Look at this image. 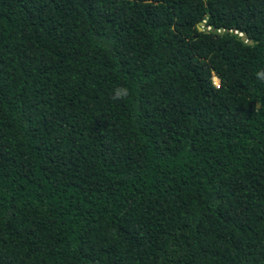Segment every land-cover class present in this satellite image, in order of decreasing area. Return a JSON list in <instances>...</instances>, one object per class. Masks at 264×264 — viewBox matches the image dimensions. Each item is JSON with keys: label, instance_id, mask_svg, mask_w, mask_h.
Listing matches in <instances>:
<instances>
[{"label": "trees", "instance_id": "1", "mask_svg": "<svg viewBox=\"0 0 264 264\" xmlns=\"http://www.w3.org/2000/svg\"><path fill=\"white\" fill-rule=\"evenodd\" d=\"M261 70L264 0H0V264H264Z\"/></svg>", "mask_w": 264, "mask_h": 264}, {"label": "clouds", "instance_id": "2", "mask_svg": "<svg viewBox=\"0 0 264 264\" xmlns=\"http://www.w3.org/2000/svg\"><path fill=\"white\" fill-rule=\"evenodd\" d=\"M256 78L262 82H264V70H261L256 73ZM217 87H220L218 84ZM130 95V90L128 87L119 85L116 86L111 93V98L113 100H124Z\"/></svg>", "mask_w": 264, "mask_h": 264}, {"label": "rangeland", "instance_id": "3", "mask_svg": "<svg viewBox=\"0 0 264 264\" xmlns=\"http://www.w3.org/2000/svg\"><path fill=\"white\" fill-rule=\"evenodd\" d=\"M212 80L217 83V79L215 77H212Z\"/></svg>", "mask_w": 264, "mask_h": 264}, {"label": "water", "instance_id": "4", "mask_svg": "<svg viewBox=\"0 0 264 264\" xmlns=\"http://www.w3.org/2000/svg\"><path fill=\"white\" fill-rule=\"evenodd\" d=\"M200 24H202V22H200ZM241 37L243 38V37H244V35L242 34V35H241Z\"/></svg>", "mask_w": 264, "mask_h": 264}]
</instances>
